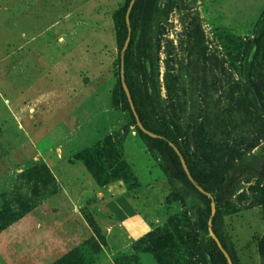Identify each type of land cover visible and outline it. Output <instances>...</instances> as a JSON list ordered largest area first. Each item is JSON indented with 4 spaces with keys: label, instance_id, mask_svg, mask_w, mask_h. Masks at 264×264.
I'll return each instance as SVG.
<instances>
[{
    "label": "rangeland",
    "instance_id": "rangeland-1",
    "mask_svg": "<svg viewBox=\"0 0 264 264\" xmlns=\"http://www.w3.org/2000/svg\"><path fill=\"white\" fill-rule=\"evenodd\" d=\"M126 1L0 0V264H208L203 200L167 176L123 98ZM263 11L157 0L141 84L220 210L231 264H264V112L244 75ZM256 78L264 87V48Z\"/></svg>",
    "mask_w": 264,
    "mask_h": 264
},
{
    "label": "trees",
    "instance_id": "trees-1",
    "mask_svg": "<svg viewBox=\"0 0 264 264\" xmlns=\"http://www.w3.org/2000/svg\"><path fill=\"white\" fill-rule=\"evenodd\" d=\"M132 6L129 9L130 3ZM157 0H127L123 8L114 14V21L117 29V44L119 49V62L123 63V78L129 89L137 115L143 126L158 134V137H150L143 133L151 147L157 152L164 165V171L170 179L177 180L183 185L195 190L203 200L207 208L206 222H210L209 228L213 232L217 241L213 238L210 241V251L206 254L208 264H229L226 257L228 245L225 239L223 228V218L218 208L212 213V200L205 193L196 188L195 183L199 184L194 169L189 167V173L192 177L190 180L183 168L179 155L176 153L171 144L179 146V130L176 124L164 116L155 118L152 114V107L149 97L142 87V81H152V58L151 45L149 42V32L156 11ZM128 13L127 23L126 16ZM130 39L126 47L125 42L129 34ZM264 48V11L258 20L251 41L249 51L245 61V79L249 91L253 96L256 106L264 112V87L256 78L257 64ZM142 79V80H141ZM125 104L128 109L130 105L123 94ZM132 118L135 120L133 114ZM241 172L253 170V165L241 166ZM257 174L264 178V157L258 164ZM235 179L234 175L230 176L225 186L221 189L220 194L214 202L218 205L232 195Z\"/></svg>",
    "mask_w": 264,
    "mask_h": 264
},
{
    "label": "water",
    "instance_id": "water-1",
    "mask_svg": "<svg viewBox=\"0 0 264 264\" xmlns=\"http://www.w3.org/2000/svg\"><path fill=\"white\" fill-rule=\"evenodd\" d=\"M131 6H132V2L130 3L129 9L131 8ZM126 20H127V23H128V22H129V20H128V13H127V16H126ZM129 39H130V28H129V34H128V37H127V39H126V42H125V46H124V47L127 46L128 42H129ZM121 76H122V85H123V88H124L125 94H126V96H127L128 103H129V105H130V108H131V110H132V114H133V116H134V118H135V120H136V122H137L139 128L142 130V132H144L145 134H147V135L150 136V137H154V138H155V137H158V136H159L158 134H156V133H154V132H152V131L146 129V128L143 126V124L141 123V121H140V119H139V117H138V115H137V112H136V110H135V107H134L133 101H132V99H131V95H130L129 89H128V87L126 86V84H125V82H124V78H123V63H122V62H121ZM171 146L174 148V150L176 151V153L179 155L184 170L186 171V173H187V175L189 176L190 180H192V177H191V175H190V173H189V171H188V169H187V167H186V165H185L184 159H183V157H182L180 151L178 150V148H177L175 145L171 144ZM199 190H200L201 192L205 193L204 190H203L202 188H199ZM214 212H215V210L212 209V213H214ZM209 224H210V222H209ZM210 232H211L213 238L217 241L218 245L220 246L219 241L216 239V237L214 236V234H213V232L211 231V229H210ZM225 254H226V253H225ZM226 257H227V261H228V263L231 264L230 259H229V257L227 256V254H226Z\"/></svg>",
    "mask_w": 264,
    "mask_h": 264
}]
</instances>
